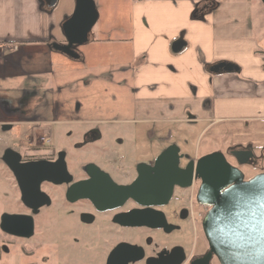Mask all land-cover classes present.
Returning <instances> with one entry per match:
<instances>
[{"label": "crops", "instance_id": "crops-1", "mask_svg": "<svg viewBox=\"0 0 264 264\" xmlns=\"http://www.w3.org/2000/svg\"><path fill=\"white\" fill-rule=\"evenodd\" d=\"M208 2L203 17L193 18V11ZM73 10L74 0H59L50 13L40 10L38 0H0V95L16 88L7 85L12 79L39 74L38 66L46 72V66L64 64L53 55L63 54L49 44L65 42L61 26ZM112 18L105 28H95L96 21L89 42L130 45L132 62L111 64V71L120 76V97L112 100L122 114L134 116L124 121L186 125L198 131V140L206 135L221 139L226 147L250 148L256 155V150L264 151V7L260 0H131L128 27H123L120 15ZM254 18L260 37L254 31ZM179 38L185 46L173 52L171 45ZM10 52L15 55L5 54ZM41 54L42 60L37 57ZM219 62H231L239 71L212 73L209 67ZM53 71L48 72L51 79L68 74ZM53 87L37 89L36 97H46L47 91L55 99L61 88Z\"/></svg>", "mask_w": 264, "mask_h": 264}, {"label": "flooded vegetation", "instance_id": "flooded-vegetation-1", "mask_svg": "<svg viewBox=\"0 0 264 264\" xmlns=\"http://www.w3.org/2000/svg\"><path fill=\"white\" fill-rule=\"evenodd\" d=\"M207 4L211 5L209 2ZM5 102L2 104L4 113L11 116ZM78 109L76 107L70 111L62 107L61 113L57 112L68 116V120L58 118L34 122L20 114L22 118L16 123L17 130H20L16 133L18 148L5 145L0 149V170L8 173L13 182L4 190L0 189V262L13 254L14 260L20 259L18 264H75L74 251L69 250L65 254L55 250L49 236L45 238L44 226L58 224L68 227L72 240L76 237L77 225L83 229L81 238L86 247L84 264H220L214 254L207 256L209 244L202 222L210 206L196 201L199 179L192 178L189 186H174L166 203L141 205L131 197L123 199L120 195L111 194L110 186L99 185L102 180L92 178L95 170H86V166L92 164L114 184L128 185L137 177L140 164L153 167L159 153L173 143L155 152L156 132L147 126L149 124L126 121L135 127L115 129L113 125L124 124V121H75L72 118ZM35 124L38 125L35 127L36 132H23ZM5 125L10 127L3 130ZM14 126L12 123H2L0 130L12 131L15 130ZM100 141L105 148L98 159L79 160L76 154L78 150ZM59 146H71L75 153H69L66 148ZM112 146L117 148V153L107 152L106 148ZM239 149L250 148H226L224 154L231 165L241 170L242 166L256 168L261 164L262 157L254 154L250 164L238 165L230 152ZM6 150L18 154V165L39 162L41 171L63 177L64 182L40 181L37 189L39 204L35 209L29 207L22 200L21 188L13 171L3 160ZM199 157H190L179 149L177 166L183 170L190 161L196 162ZM80 181H90L85 192H90L91 197L78 196L79 191L75 186ZM26 189L33 190L34 186ZM12 193L16 196L13 197ZM9 215L21 216L17 220L24 226L31 219L32 234L25 236L3 230L1 225L4 219L11 230L13 225L10 224L17 222L5 217ZM156 225L162 227L157 228ZM35 236L40 239L36 254L30 252V241Z\"/></svg>", "mask_w": 264, "mask_h": 264}, {"label": "water", "instance_id": "water-1", "mask_svg": "<svg viewBox=\"0 0 264 264\" xmlns=\"http://www.w3.org/2000/svg\"><path fill=\"white\" fill-rule=\"evenodd\" d=\"M59 0H38L40 10L50 13ZM264 6V0H260ZM207 3L197 7L192 17L201 19L208 9ZM98 10L94 0H74L72 14L62 23V33L65 42H51L49 48L63 54L70 60L80 61L83 55L78 47L89 43L90 32L98 20ZM185 46L183 39L175 40L171 49L181 51ZM212 73L238 72V67L231 62H219L209 67ZM10 125L2 127L6 130ZM179 147L170 144L163 149L153 167L140 164L138 175L128 185L118 186L104 175L98 167L88 164L86 170L93 169L92 178L102 180L101 184L110 186L111 194L120 195L123 199L131 197L141 205L166 203L173 187L189 186L192 178L199 179L200 184L196 195L199 204L210 206L202 222V228L209 244L207 256L215 255L220 264H264V171L258 172L246 179L244 173L231 165L221 150H215L200 156L196 162L190 161L183 170L177 166ZM230 154L238 165L250 164L254 159L252 150H232ZM12 157L10 160L9 158ZM3 160L13 171L21 188L22 200L32 208H37L39 202L37 189L42 180L62 183L65 179L56 174L41 171L39 162L18 165V154L6 150ZM90 181L76 183L78 196L88 197L90 192L85 188ZM34 186L27 191V187ZM82 191V194H81ZM7 219L17 221L9 229L3 220V230L30 236L32 234L31 219L25 226L18 218L9 215ZM157 228L162 225H156ZM27 231L23 232V229ZM18 229V230H17Z\"/></svg>", "mask_w": 264, "mask_h": 264}, {"label": "rangeland", "instance_id": "rangeland-1", "mask_svg": "<svg viewBox=\"0 0 264 264\" xmlns=\"http://www.w3.org/2000/svg\"><path fill=\"white\" fill-rule=\"evenodd\" d=\"M130 1L131 0L94 1L96 2L95 5L100 16L95 28L100 25L102 28H105L107 26L106 22L116 15H120L123 27H128L126 24V13H128V9L130 8ZM113 19L115 20V18H112V21H114ZM256 22L257 20L254 18V31L256 32V36L260 37L262 32L255 26L257 25ZM109 29L110 27H107L108 32L111 31ZM79 51L84 56V61L82 62L70 60L60 54H53L56 59H63V61H65L63 62L64 64L58 66L59 64L55 62L52 67L46 66L44 68L46 72H42L43 67L38 66L37 71H41L39 74L26 73L25 76L20 75L18 79L9 81L10 83L7 85H13L16 86V88L12 91L3 92L0 95V124L12 123L15 125V130L8 132H1L0 130V149L5 145L18 148L16 133L18 134L20 130H17L18 125H16V123H18L19 118H22L20 114L34 122L39 120L49 121L50 119L53 120L58 118L60 120H68V116L58 114L61 113L58 112V108L67 107V110L74 111L76 107L80 105L79 109L76 110V115L72 118L75 121L105 119L123 123L124 120H132V118H134L132 114H128L127 112L122 114V112L118 110L117 102L112 100L113 96L120 97V92L117 90V83L119 82L120 76L118 77L117 71H111V64L121 63L123 61L127 63L130 61L132 62V50L130 45L128 43L119 44L116 41H92L79 46ZM5 54H9L10 57H13L14 52ZM37 57L42 60L44 55L41 54ZM39 62L43 63V61ZM53 70H63L68 74L61 73L62 77L60 79H51V74L48 72H52ZM56 75L60 76L58 73ZM111 75H113V77H110ZM109 79L111 80L108 81ZM53 86L55 88L57 86L61 88L59 93L56 92V95H58L57 97H59L58 99L57 97L54 99L47 91L44 92L46 97H40L39 94V97H36L37 89L41 88L39 91H41L42 88L47 90V88H52ZM31 92L33 96H27ZM26 98L27 101H25ZM2 100L7 101L11 116L4 113L5 111L2 108V104H6V102ZM1 101L3 103H1ZM55 103H57V106H55ZM40 108L44 110V114L43 112L40 114ZM54 108H56L55 112H58L56 115L52 113V109ZM27 110L29 112H26ZM18 111H22V113ZM113 126L115 129H133L135 127L131 123H126V121H124V124H115ZM147 126H151L156 132L155 152H159L162 147L168 143L176 144L181 153H186L190 157L201 156L215 150H221L225 153L227 148L222 144L221 139H217L216 141L204 135L198 140V131L186 125L158 124L152 126L149 124ZM28 127V130L26 129L23 132L31 134V131L36 132L35 127H38V125L35 124L34 126L30 125ZM143 144V139H141V145ZM62 148H66L69 153H75L71 146ZM104 148L103 142L100 141L81 148L76 154L79 155V160L83 161L98 159V157L102 155L101 151ZM106 149L107 152L110 153L118 152L115 146ZM256 151L257 154L262 157L261 164L256 168L242 166L241 171L244 173L246 179L258 172L264 171V152H262V154L259 150ZM11 183L13 182L9 179L8 173L0 170V189L4 190L6 187L10 186ZM12 195L13 197L16 196L15 193H12ZM13 207L15 208V204H13ZM43 229V233L46 234L45 238L47 239V235L49 236L48 238H50L52 242L50 243L53 244L52 246H54L55 250H60L65 254H67L69 250L74 251L76 255L75 264H84L86 247L83 237L81 238V231L83 229L80 226L77 225L76 237L74 240L70 237L71 235L68 227L54 224L44 226ZM39 232L40 228H38L37 233ZM39 240L37 236L31 239L30 252H35V254L38 253L37 245ZM14 258L12 254L8 256V259L6 258L5 261L0 262V264H18L20 259L14 260Z\"/></svg>", "mask_w": 264, "mask_h": 264}]
</instances>
